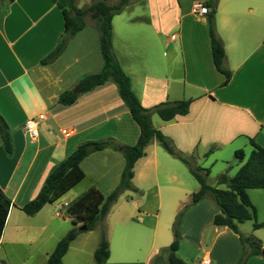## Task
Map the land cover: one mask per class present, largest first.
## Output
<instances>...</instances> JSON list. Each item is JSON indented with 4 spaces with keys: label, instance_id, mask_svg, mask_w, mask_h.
I'll list each match as a JSON object with an SVG mask.
<instances>
[{
    "label": "crops",
    "instance_id": "obj_1",
    "mask_svg": "<svg viewBox=\"0 0 264 264\" xmlns=\"http://www.w3.org/2000/svg\"><path fill=\"white\" fill-rule=\"evenodd\" d=\"M205 1L140 2L148 9V15L122 20L116 32L115 20L126 9L112 21L113 50L115 55L116 39L129 43L115 57L131 78L132 90L144 108L151 109L164 102L192 101L185 116L169 122L158 115L160 119L155 120L156 114L152 117L154 128L185 156L203 164L214 155L212 164L202 165L210 169L221 159L220 155L217 158L220 151L227 149L234 154L244 151L245 157L239 160L236 173L228 174L234 177L253 151L250 139L264 147V0H219L217 35L224 44L225 67L233 73L227 86H223L225 76L214 64L207 15L197 10ZM90 26L96 33L95 46H83L81 53L69 56L67 51L72 43L86 39ZM65 32L62 11L52 0H0V114L9 127L13 145V153L9 155L0 136V188L14 203L0 240V264H46L58 242L74 227L65 216L68 206L91 187L103 191L99 182L83 188L82 181L35 216L22 211L38 195L50 172L80 144L114 139L134 146L140 137V128L112 79L93 91L77 93L73 105L59 104L63 93L74 91L83 78L100 73L103 68L100 34L88 23L68 38L58 59L43 65L42 60L56 49ZM140 40L145 41L146 49L133 45ZM84 62L87 66L94 63L93 71L82 69ZM139 65L144 69L139 71ZM76 67L80 68L73 72ZM40 115L45 119L39 125V137L31 140L25 124ZM248 147L251 149L246 153ZM210 150L212 153L208 155ZM99 157L116 162L106 166L103 173L115 170L117 187L124 158L112 149L94 153L82 162L84 181L88 178L85 165ZM171 158L177 159L153 140L145 156L136 162L132 183L138 192L126 191L121 197L127 201L131 198L137 210L129 216L117 213L114 221L112 207L106 219L110 243L107 264H168L176 214L200 190L199 182L196 185L183 168H175L177 164ZM217 180L215 185L209 179L208 183L217 187ZM112 190L103 193L108 195ZM248 195L256 209V221L264 224V190L249 189ZM220 213L214 201L205 199L184 216L181 232L183 235L194 232L202 255L196 256V264L205 258L212 264H239L244 255L240 236L228 227L214 225V218ZM250 222L251 226L239 224V231L261 240L264 248V227L255 229V221ZM88 235L80 234L71 243L63 264H95L99 242L97 237L91 240ZM181 249L178 256L185 261L179 254ZM246 264H264V256L250 255Z\"/></svg>",
    "mask_w": 264,
    "mask_h": 264
},
{
    "label": "trees",
    "instance_id": "obj_2",
    "mask_svg": "<svg viewBox=\"0 0 264 264\" xmlns=\"http://www.w3.org/2000/svg\"><path fill=\"white\" fill-rule=\"evenodd\" d=\"M62 11L66 23L65 36L58 46L45 59L43 65L54 62L64 51L69 37L75 36L86 27V18L90 16L97 21L99 36V49L103 59V68L100 73L88 75L79 83L82 92L93 91L112 79L118 86L120 98L130 112L132 118L140 128L138 143L134 146L124 145L114 139L87 141L80 144L76 150L48 175L38 195L27 203L22 211L28 216H35L46 205L59 201L66 193L82 182L86 177L82 169V162L90 155L113 149L120 152L125 159L121 181L118 187L109 195H105L97 188H90L74 200L67 208L65 216L70 218L74 227L58 242L55 250L49 256L46 264H63L70 245L77 239L80 233L96 230L101 227V240L95 251L96 264H107L110 258V243L108 239V227L106 219L113 205L125 191L138 192L134 187V167L136 162L145 156L147 146L157 140L161 146L173 157L188 166L191 174L200 184V190L194 193L191 201L185 204L177 214L173 225L174 241L168 248V264H186L178 256L181 243V224L187 210L205 199H211L221 210L214 218V225L228 227L240 236L244 245V255L239 264H246L250 255L262 256L263 245L261 240L253 235L245 236L238 225L247 221H255L254 228L264 227L258 223L256 209L248 195L249 189L264 190V147L259 146L253 139L250 143L253 151L247 161L242 165L234 177L228 173L219 176L218 186L224 185L225 189L209 185L208 179L211 170L203 168L191 162L179 151L173 142L162 132L154 128L152 117L158 115L162 120L169 122L178 116L189 113L191 100H180L164 102L151 109L142 106L139 98L132 90L131 78L124 72L113 52V25L112 21L116 15L121 14L131 3V0H118L110 3L108 0H97L85 8H78L76 0H52ZM219 0H207L202 5L208 7L207 19L210 25L212 56L216 69L225 76L223 86H227L232 79L233 73L225 67L226 52L224 44L217 35L216 14ZM79 94L74 91L63 93L59 97V104L63 106L73 105ZM0 136L5 151L11 155L13 145L9 127L0 114ZM212 150L208 152V155ZM236 157L243 161L245 154L243 150L236 152ZM14 207L12 200L0 188V240L2 239L9 214ZM80 226L86 227L81 231Z\"/></svg>",
    "mask_w": 264,
    "mask_h": 264
},
{
    "label": "rangeland",
    "instance_id": "obj_3",
    "mask_svg": "<svg viewBox=\"0 0 264 264\" xmlns=\"http://www.w3.org/2000/svg\"><path fill=\"white\" fill-rule=\"evenodd\" d=\"M95 1H97V0H76V5H77V7L85 8V7L89 6V5H91ZM108 1L110 3H117L118 0H108ZM131 1H132V3L126 8L127 10L126 9H125L126 11L124 10L125 13H123V15L121 17H119V18H117L115 20L116 32L120 28V23L122 22V20L129 19L130 17H133V16H135V17L142 16V15H144L146 13L148 15V9L140 5V2L141 3H143V2L145 3L146 0H131ZM85 21H86V24L87 23L88 24H91V25H93L98 30V28H97V25L98 24H97V21L96 20H93L90 16H88ZM88 30L89 31H88L87 35L84 36V37H86V39L85 38L77 39L76 41H74L72 43V45L70 46L69 50L67 51L68 52L67 54H69V56H71V54L72 55L73 54L76 55V54L81 53L82 52V49H80V48L83 47V46H87V45H89L91 47L95 46L94 36H96V33L91 28V26H90V29H88ZM134 44L135 45L138 44V45H140L141 48H145V41L144 42L141 41V40L138 41V42L137 41L136 42L134 41L133 42V45ZM123 45L128 46L129 43L128 44L127 43L125 44L121 39H119V40L116 39V45L114 46V48L116 50L115 55H117V54L119 55L118 52L121 50V48H123L122 47ZM141 51H142V49H141ZM113 52H114V50H113ZM140 54H141V52H140ZM94 55H96L95 54V51H93L92 56L94 57ZM79 68L80 67H76L73 70V72L76 71V70H78ZM89 68L91 69V71H93L92 69H94V63H93V66H87V64H85V62H84V64H82V69L86 70V69H89ZM143 69L144 68L141 65H139L138 70L141 71ZM76 88H78V87H76ZM155 118H156L155 120H159L160 119L157 115H156ZM250 149H251V147H248L245 150V152L246 153H249L250 152ZM162 152L165 155L167 154V153H165V151L163 149H162ZM219 155H220L221 159H223V160L219 159L218 162H217V164L211 165V167L209 166L210 167V170H211L210 177H209V183L212 184V185H215L216 180L218 179V177L220 175L225 174V173H228L229 176H233L236 173V171L238 170L237 169V164L239 163V159L236 157V155L232 151L225 149L224 151H222V152L220 151V153H218L217 158L219 157ZM122 158H124V157H122ZM215 158L216 157H214V155H211L210 158L208 159V161L204 162L203 164L204 165H206L208 163L209 164H212L215 161ZM122 160H123L122 161L123 162V166L125 168V159H122ZM171 160H173L174 162H176L177 165L175 166V168H177V167L183 168V170L189 176V178L193 181V183H195L196 185L198 184L197 180L190 174V172H189L190 170H189L188 166H186L183 162H181V161H179L177 159L171 158ZM191 162H193L194 164L199 165V166H202L203 165L201 160H196L195 158H192ZM110 163L115 164L116 162L113 159L107 160L105 158L99 157V158H97L95 160H92L89 163H87L85 165V169L87 171L88 178L85 181L83 180V188L85 186L91 187L92 185H95L96 183L99 182V184L102 185L101 187H102V190L103 191H107V190L109 191V189H113L112 190V192H113L118 187V186L116 187V183L114 181V179H116V178H115L114 175H117L118 176V174H116L114 172L115 170H112V171L109 170V172L107 174L105 172L103 173L104 168L106 166H108V165H111ZM116 165H118V164H116ZM230 167H232V170L229 171V168ZM161 173H160V175H162ZM163 175H165V174H163ZM113 176H114V178H113ZM160 180L161 181L162 180L164 181L163 178H161ZM120 181H121V179H120ZM79 186H81V184ZM81 188H82V186H81ZM94 188H97V187H94ZM112 192H110V193H112ZM110 193H108V195ZM167 194H169V193H167ZM163 195H164V203H165V200H166V191L163 192ZM121 196L119 197L118 201L113 205L114 211H113L112 220H114V221L116 220L115 218H117V213H121V214H123L125 216H129L131 213H133L135 210H137L135 208V206H134L133 201H132L131 198H129V200L127 201V200L124 199V197H121ZM139 196H141V194H139ZM118 216H119V214H118ZM163 217L166 219V214H164V211H163ZM176 217H177V214H176ZM190 219L192 220V217ZM190 224L193 225V223L191 221H190ZM245 224H246V226H251L252 225V223L250 221L245 222ZM106 225H107V223H106ZM107 227H108V225H107ZM80 228H81V226H80ZM192 228H193V226H192ZM80 234H89L88 236L92 237L91 240H94V238L97 237L98 238V242L100 243V240H101V227L99 226L94 231L82 232ZM182 235L183 234L181 232V243H180V247L182 249H181V252L179 254L184 257L186 264H196L197 257H199V258L202 257L201 252L199 251V245H198V242H197V238L194 235V232L193 231H188V232H186L185 235H183V236ZM172 236H174L173 226H172ZM91 240H89V242H87V245H89V246L92 245V241ZM263 250H264V248H263ZM185 257H187V258H185ZM193 257H196V258H193ZM94 261H95V259H94Z\"/></svg>",
    "mask_w": 264,
    "mask_h": 264
},
{
    "label": "built area",
    "instance_id": "obj_4",
    "mask_svg": "<svg viewBox=\"0 0 264 264\" xmlns=\"http://www.w3.org/2000/svg\"><path fill=\"white\" fill-rule=\"evenodd\" d=\"M197 10H198L199 14H201V15H207L209 13L208 7H206L202 4H199L197 6ZM44 119H45V116L40 115L37 118H30L27 120V122L25 124V131L31 140H36L39 137V125H40L41 121H43ZM200 264H212V262L210 259L205 258L201 261Z\"/></svg>",
    "mask_w": 264,
    "mask_h": 264
},
{
    "label": "water",
    "instance_id": "obj_5",
    "mask_svg": "<svg viewBox=\"0 0 264 264\" xmlns=\"http://www.w3.org/2000/svg\"><path fill=\"white\" fill-rule=\"evenodd\" d=\"M75 93H80L81 92V89L78 87L74 90ZM81 231H85L86 230V227L82 226L81 228ZM262 255L264 256V250L262 251Z\"/></svg>",
    "mask_w": 264,
    "mask_h": 264
}]
</instances>
